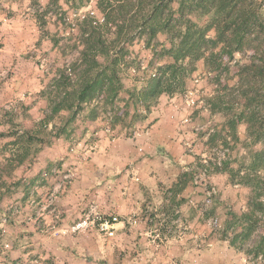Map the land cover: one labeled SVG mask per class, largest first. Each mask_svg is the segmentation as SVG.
I'll list each match as a JSON object with an SVG mask.
<instances>
[{
	"label": "crops",
	"instance_id": "obj_1",
	"mask_svg": "<svg viewBox=\"0 0 264 264\" xmlns=\"http://www.w3.org/2000/svg\"><path fill=\"white\" fill-rule=\"evenodd\" d=\"M177 99L161 96L142 125L135 126L132 137H126L119 125L110 131L104 129V122L96 123L93 129L88 126L86 133L95 138L92 152H86L89 159H62L65 147L60 139L38 154L26 168L32 189L37 187L32 196L28 198L27 194L15 203L18 194L13 191L9 203L22 204L11 205L5 212L2 204L6 196L0 194V232L4 233V247H13L0 260L6 264L9 260L15 264L29 260H41L40 264H251L248 256L264 246L260 242L253 246L252 235L249 240L240 238L248 227L239 216L248 211L249 191L226 185V178L220 180L218 189L221 235L214 229L215 223L211 224L210 210L206 212L207 202H201L203 195L198 188L187 196L184 190L178 197L183 201L175 214H179L186 232L173 236L166 229L168 217L162 209L168 200L164 192L177 182L187 168L184 166H192L194 160L185 154L181 141L187 126L177 127L182 118V112L174 107ZM56 160L60 161L57 165ZM65 170L72 178L63 187ZM54 171L56 175H51ZM58 189L54 207H48V196ZM156 201L160 206L154 204ZM90 207L100 215L117 218L111 225V237L95 228L73 232L74 224ZM154 218L158 221L154 222ZM232 223L235 224L228 230ZM159 228L166 229L165 234L158 232ZM26 240L32 249H15V244L21 247ZM40 247L42 254L32 257L29 251L37 252Z\"/></svg>",
	"mask_w": 264,
	"mask_h": 264
},
{
	"label": "rangeland",
	"instance_id": "obj_2",
	"mask_svg": "<svg viewBox=\"0 0 264 264\" xmlns=\"http://www.w3.org/2000/svg\"><path fill=\"white\" fill-rule=\"evenodd\" d=\"M97 1L58 0L54 3L53 0H0V133H7L9 129L12 132H18L15 136L0 138V194L6 196L3 204L1 203L5 212L12 206L20 207V204H22L18 203L15 206L13 202H19L27 194L28 198L32 196V190L37 187L32 189V185L28 182L29 178L26 168L38 154L45 151L44 149L50 147L51 144L56 143L58 139L61 140V143L65 147L62 159H89L90 157H88L86 152H92L90 147H93L92 141L95 138L92 137L91 133H86L88 126L93 129L96 123L102 124L104 122L103 124L106 127L104 129L110 131L114 125H119L125 131L126 137H132L135 126H141L142 124L140 125V123L146 120L132 118L134 112L133 106L129 104L128 108H126L124 103L120 101L115 102L113 109L109 105L99 104L98 106L96 103L82 106L81 111H78L73 119L70 118L72 112L70 113L66 110H62L57 115L50 114L51 97L48 98V83L61 69L66 66L73 67L77 63L78 52L80 51V25L83 19L92 20V25L103 23L104 16L96 7ZM255 2L262 5V8H259V13L264 18V0H255ZM193 20L197 24H202L201 20L194 18ZM43 23L44 25L42 26ZM114 32L115 27L109 25L108 29L103 33L108 42L114 37ZM208 37L212 38L213 35L210 33ZM158 40L163 42L165 41V37L159 34ZM54 41H57V45L53 44ZM120 49L121 53H125V59H123L125 66L120 68L118 76L124 89L130 91L140 89L151 74L155 72V69H158L159 64L163 65L164 62L169 63L170 61L167 58L162 61L154 60V65L150 66V61L154 59L152 49L145 48L144 42L139 39H136L131 44H122ZM252 59L256 65L264 63V61L259 60L253 48H248L243 53H235L232 58L227 55L222 56L218 60L222 65L220 71H212V67H208L203 60H200L195 63L193 72H190V74L188 71V76L182 77L180 80L182 91L171 96L179 98L177 99V103H174L176 111L182 112V118L187 116L190 119V122L185 125L187 127H184L186 131L182 134L184 137L183 139L181 138V141L185 147V154L191 155L194 160L192 166L185 165L184 167L192 169L195 166L193 170L196 174L201 170L200 167H197V163L202 164L201 161L206 159L208 165L204 180L209 187H214L216 190V194L208 198L205 195L203 187L193 184L191 179L188 182L190 184H187L189 187L184 189L187 190L185 196L196 192V188L201 190L200 193L203 195L201 202L204 201L203 204L207 202L206 212L208 213L210 210L212 213V210L214 211L213 215L209 212L208 217L211 218L212 225L215 223L214 229H216V232L218 231V235L222 234L220 230L223 227L222 219H220L222 217V210L218 208L221 193L218 190L220 189V180L226 178L228 180V182H225L226 185L232 187L234 185L230 183L226 173L214 174L215 169L209 161V158L212 157L210 156V149L222 145V141L223 143H227L231 151L230 159L227 162L230 164V169L235 170L239 168L241 160H248L250 141L247 138L245 126L242 123L237 124V139H234L232 134H229L224 129L228 119L226 115L228 114L226 113L227 110L215 109L212 105L217 101L216 98L220 96L219 92L221 93V91L225 90L229 92L231 89H236L235 86L239 79L238 73L240 67L248 65ZM99 61L103 64V60L99 59ZM195 80H197V83L194 82ZM45 89V94H42V91H45ZM260 91L264 95V84L260 83ZM188 92H192L193 98L201 102L199 103L200 107L202 104H205L206 109L186 107L184 100ZM235 96L234 109L230 110L229 114H237L242 110L243 100L237 93L233 95L232 99ZM126 97L125 94L120 95V98L125 99ZM157 104L150 109V112ZM94 108H97L95 112L98 116L92 120L90 118V111L94 110ZM136 110L138 111L137 115H144V110L139 105L136 107ZM124 112H128L125 122L123 124H115V116L122 115ZM43 120L44 122L41 123ZM208 120L211 121L214 133L207 140L202 133L195 134L191 132L192 125L204 124ZM183 126L181 122L180 125L178 122V129L180 127L183 129ZM26 131L28 132V136L25 135L26 137L19 139L18 148L9 144L14 141L17 143L19 136ZM186 133H188V136H186ZM27 137L32 139V141L27 142ZM189 137L191 139H188ZM26 146L30 150L28 157L22 165H19L15 157L18 153L25 155L24 149ZM188 147L192 148L191 154L186 152ZM259 148L260 146H254L251 150H258ZM36 151L38 153L34 155ZM58 162L60 161L56 160L55 164L57 165ZM56 171H54V174L52 172L51 175H56ZM67 172L65 170V173ZM59 174L62 175L63 172ZM189 175L192 177L191 174ZM28 187L29 190H27ZM247 190L250 196V190ZM13 191L15 192L14 194H18V198L15 197V200L11 204L9 203L11 201L10 194ZM165 199L168 200V198ZM177 199L179 200L180 198ZM5 202L8 205L6 207ZM154 204L160 206L158 201ZM194 205L201 204L196 203ZM216 209L218 210L217 213H215ZM176 210L178 208L175 209L173 207L171 210L168 203L163 207L162 212H165V217H168V228L166 227V229L169 233L173 236H182L183 234L181 233H185L186 230L183 229V225L178 219L179 214H175L174 211ZM256 218L261 221L255 231L257 233L252 234L253 239L251 243L253 246H255L256 242H261L262 237H264V214L256 215ZM177 220L178 222H176ZM153 221L157 222L158 218H154ZM234 224L228 225V230H231ZM157 230L165 234V230L161 231L160 228ZM159 234L162 235L161 233ZM3 236L4 233L0 232V257L6 258V255H9V253H6L13 247L12 245L9 249L4 247ZM27 240L21 247H19L20 244H15V249L21 251L32 249L33 246H30L31 242ZM261 245L264 246V242ZM258 249L259 252L264 250L263 247ZM245 250H248V248H245ZM29 252L32 257H38L42 254V249L40 247L39 250L37 249V252L32 253V250ZM40 262L41 260H39V263L29 260L28 263L18 262L17 264H40ZM0 264L6 263L0 260ZM9 264L15 263H11L9 260Z\"/></svg>",
	"mask_w": 264,
	"mask_h": 264
},
{
	"label": "trees",
	"instance_id": "obj_3",
	"mask_svg": "<svg viewBox=\"0 0 264 264\" xmlns=\"http://www.w3.org/2000/svg\"><path fill=\"white\" fill-rule=\"evenodd\" d=\"M57 1L53 0L54 3ZM96 7L104 16L103 23L92 25V20L83 19L77 63L73 67L61 69L48 83L52 115L66 110L72 112L70 118L73 119L82 106L96 103L98 106L109 105L113 109L115 102L120 101L126 108L129 104L133 106L132 118L145 120L162 95L171 97L182 91L180 80L193 72L195 63L200 60L212 67V71H220L222 65L218 60L222 56L232 58L235 53L253 48L259 60L264 61V18L259 13L262 5L255 0H98ZM193 18L201 20L202 24H197ZM109 25L115 27L110 42L103 35ZM210 33L212 38L208 37ZM159 34L165 37V41L158 40ZM136 39L142 40L145 48L152 49L154 59L150 61V66L154 65V60L167 58L170 61L159 64L140 89L130 91L124 89L118 76L120 68L125 66V53H121L120 46L131 44ZM53 44L57 45V41ZM99 59L103 60V64ZM262 64L256 65L252 59L248 65L240 67L236 89L219 92L220 96L212 105L215 109L227 110L228 119L224 129L234 139H237V124L242 123L250 141L248 160H241L239 168L230 169L227 161L220 167L213 165L214 174L226 173L232 185L250 190L248 211L239 216L240 220L248 224L240 235L244 241L250 239L261 221L256 215L264 214V95L260 91V83L264 84ZM45 92L46 89L42 94ZM236 93L243 100L242 110L237 114H229L234 109L236 96L234 99L232 97ZM121 94L127 97L120 98ZM138 105L144 110L143 116L137 115ZM96 109L90 111L92 120L98 116ZM127 117L128 112L116 115L114 123L123 124ZM17 134L9 129L7 133H0V138ZM25 135L28 136L27 131L19 136L17 143L14 141L9 144L18 148L19 139ZM28 141L32 139L27 137ZM224 145L228 146L227 143ZM254 146L260 148L251 150ZM29 151L26 146L25 155L17 154L15 158L19 165L25 162ZM197 167L203 168V165L197 163ZM191 179L189 173H182L177 183L164 193L171 210L172 207L179 208L182 199L177 198ZM213 212L210 214L213 215ZM262 242L261 239L260 245ZM263 252L258 249L251 256L256 257Z\"/></svg>",
	"mask_w": 264,
	"mask_h": 264
},
{
	"label": "built area",
	"instance_id": "obj_4",
	"mask_svg": "<svg viewBox=\"0 0 264 264\" xmlns=\"http://www.w3.org/2000/svg\"><path fill=\"white\" fill-rule=\"evenodd\" d=\"M197 83V80L194 81ZM185 105L186 107H190L192 109L202 108L206 109V105L202 104L201 107L199 105L198 100H195L193 98V93L188 92V95L185 96ZM208 109V107H207ZM183 125H187L190 122V119L186 116L185 118H182L180 121ZM192 132L195 134L202 133L204 138L207 140V138L214 133L213 126L211 124V121L208 120L204 124H195L192 126ZM187 153H192V148L188 147L186 150ZM210 157L209 161L212 165L220 167L224 162L228 161L230 159V148L225 145H218L216 147H212L210 149ZM203 168L195 174V171L192 169H185V172H190L192 176V182L193 184H197L203 187L205 195L210 198L214 194H216V190L214 187H209L208 184L205 182V176L207 173L206 167L208 165V161L206 159H203L202 161ZM192 170V171H191ZM43 178L47 177V173H44ZM71 174L69 172L63 174L62 183L68 182L71 180ZM61 183V186H62ZM60 189V188H59ZM59 189L55 192L51 193L46 202L48 207H54L57 195L59 194ZM117 218L114 216H105L100 215L96 212L94 207H90L87 212L83 215V217L77 221L72 230L73 232H79V231H86L90 228H95L99 233L106 234L108 237H111L113 235V232L111 230L112 223L116 222ZM248 260L251 264H264V252L259 253L256 257L248 256Z\"/></svg>",
	"mask_w": 264,
	"mask_h": 264
},
{
	"label": "clouds",
	"instance_id": "obj_5",
	"mask_svg": "<svg viewBox=\"0 0 264 264\" xmlns=\"http://www.w3.org/2000/svg\"><path fill=\"white\" fill-rule=\"evenodd\" d=\"M194 168H195V166H194ZM185 172V171H184ZM188 173V172H187ZM189 174H190V172H189ZM69 182V181H68ZM68 182H65L64 184L62 183V186L64 187L65 186V184L66 183H68Z\"/></svg>",
	"mask_w": 264,
	"mask_h": 264
}]
</instances>
